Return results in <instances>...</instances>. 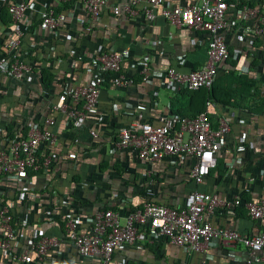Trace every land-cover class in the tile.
I'll use <instances>...</instances> for the list:
<instances>
[{"label":"crops","instance_id":"0c3cea01","mask_svg":"<svg viewBox=\"0 0 264 264\" xmlns=\"http://www.w3.org/2000/svg\"><path fill=\"white\" fill-rule=\"evenodd\" d=\"M12 1L27 5L20 23L18 56L32 63V69L28 79L0 75V142L5 136L25 133L30 122L51 114L56 136L54 146L38 151L39 157L47 151L54 155L44 171L27 170L21 178H0V203L10 204L21 244L40 235L60 237L66 213L109 207L123 216L146 200L180 206L189 190L264 203V37L245 29L250 22L240 11L245 3L264 9V0H225L227 27L222 35L229 58L219 67L213 83L235 94L230 104L208 101L205 107L212 126L221 116L229 130L215 153V166L202 183L188 177L190 163L181 156L144 162L129 149L112 148L119 128L135 121L155 124L159 116L172 114L170 106L180 97L181 89L167 87L163 73L169 66L180 72L199 67L205 60V43L199 33L167 23L160 15L161 6L156 7L152 20L144 19L140 13L144 0H136L133 9L137 12L131 15L121 11L130 0H108L120 12L103 13L95 20H89L75 1L0 0V44L11 37L13 24L7 5ZM180 1L184 0H166L167 4ZM42 4L66 15L52 35L39 26ZM124 47L129 50L125 70L134 78L133 85L118 87L105 78L97 106L77 127L50 110L70 82L84 84L92 77L91 57L97 50ZM141 67L147 68L146 81L140 80ZM42 71L47 81L42 80ZM89 129H96L97 136L91 137ZM208 220L245 234L264 230V219L249 218L239 206L233 211L216 210ZM246 258L240 245L226 246L211 240L202 252L188 253L159 239L122 246L112 254V263L245 264ZM93 262L63 242L49 248L43 264ZM0 264L15 262L0 258Z\"/></svg>","mask_w":264,"mask_h":264},{"label":"built area","instance_id":"2783aa9c","mask_svg":"<svg viewBox=\"0 0 264 264\" xmlns=\"http://www.w3.org/2000/svg\"><path fill=\"white\" fill-rule=\"evenodd\" d=\"M79 2L89 20L100 14L117 15V5L108 0H62ZM140 8L142 17L152 20L155 9L161 6L160 15L172 26L185 27L203 37L205 60L199 67L187 72L177 71L173 66L165 69L164 82L167 87L193 90L209 88L217 76L219 67L229 58L222 32L227 27L224 17L225 0H184L167 4L166 0H144ZM130 0L121 11L134 14ZM8 13L13 24L11 37L0 44V75L15 80L30 78L32 63L18 56L22 30L21 19L26 3L9 2ZM241 13L250 22L245 29L255 36L264 37V9L242 4ZM39 26L52 35L66 20V15L42 4L39 9ZM129 50L100 49L91 57L94 65L92 77L84 84L70 82L68 88L59 93L50 110L64 115L73 127L79 126L85 115L97 106L99 89L105 78L112 85L127 87L134 78L125 70ZM140 80H147V68L139 69ZM208 101L206 102L207 105ZM97 116L100 117L99 114ZM53 115H45L39 122H30L22 134L5 136L0 142V178H21L27 170L44 171L52 162L51 151L38 156L41 147L54 146L52 131ZM229 130L228 122L221 116L212 126L209 115L203 110L193 117L174 114L161 115L157 123L135 121L128 127L117 130L112 148L115 151L129 149L144 162H155L181 156L189 160L188 177L194 183H202L215 166V153L224 142ZM91 137L97 136L96 129H89ZM242 207L251 219H264V203L260 199L242 201L237 195L223 198L213 192L186 191L180 206H169L146 200L139 207L121 216L109 207L89 213H66L62 218L60 237L40 235L20 243L18 223L14 220L9 203H0V258L15 264H43L51 247L67 243L82 258H93V264H113L112 254L122 246L136 243H153L163 239L181 247L188 253L202 252L211 240L226 246L240 245L247 254L245 264H264V230L255 234L241 233L232 228L209 222L216 210L233 211Z\"/></svg>","mask_w":264,"mask_h":264},{"label":"trees","instance_id":"16d2710c","mask_svg":"<svg viewBox=\"0 0 264 264\" xmlns=\"http://www.w3.org/2000/svg\"><path fill=\"white\" fill-rule=\"evenodd\" d=\"M40 75L43 81H47L44 71L40 72ZM234 94L235 92L230 89L214 86L213 82L209 88H197L193 90L183 88L178 92V96L183 98V102H180V97L175 99L174 104L170 106V112L174 115L193 117L205 110L207 101L230 104Z\"/></svg>","mask_w":264,"mask_h":264}]
</instances>
